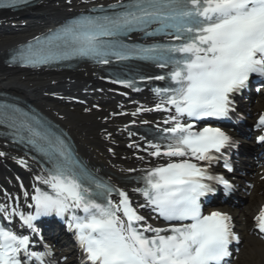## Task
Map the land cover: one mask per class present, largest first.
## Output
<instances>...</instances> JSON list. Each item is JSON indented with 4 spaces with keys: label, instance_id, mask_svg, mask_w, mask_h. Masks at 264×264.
<instances>
[{
    "label": "snow or ice",
    "instance_id": "snow-or-ice-1",
    "mask_svg": "<svg viewBox=\"0 0 264 264\" xmlns=\"http://www.w3.org/2000/svg\"><path fill=\"white\" fill-rule=\"evenodd\" d=\"M23 3L27 0H0V8ZM109 7L123 10L82 16L43 40L35 37L36 43H29L14 60L38 67L73 56L107 64L110 56L125 60L135 55L157 61L162 68L171 64L168 78L175 86L155 89L161 97L155 110L175 113L164 121L172 124L165 129L170 134L169 142L150 145V155L167 157L169 162L148 170L144 187L135 191L146 200L139 207L151 206L165 220L178 223L153 228L122 190L117 191L119 202H97L95 197L110 196L114 189L95 182L98 191L85 187L74 171L78 165L58 138L56 151L62 159L47 177H36L51 192L35 188L31 196L34 203L29 205L34 213L0 204V216L9 222L19 217L34 233L39 231L34 222L41 216L70 217L68 227L75 230L89 264H230V245L239 242L232 217L220 211L205 215L201 200L215 194L216 185L223 186L225 195L233 190L229 180L210 174L208 169L237 144L221 128L205 126L197 130L195 122L228 118L234 111L233 93L244 88L253 74L264 77V0H121ZM100 10L104 12L103 5ZM152 24H159L157 31L171 35L178 43L131 50L120 46L115 50L118 43L104 39L146 31ZM120 83L132 86L131 81ZM25 126L34 137L30 143L45 140L52 145L47 134L31 124ZM256 127L264 131V113ZM258 141L264 143V134ZM4 155L0 151V156ZM19 163L27 166L24 160ZM224 167L232 171L227 160ZM24 196L29 193L25 191ZM77 211L84 215H77ZM254 220L264 236V208ZM147 232L154 235L150 237ZM31 247L29 236L0 224V264H45V256L50 254L48 246L45 252L32 251Z\"/></svg>",
    "mask_w": 264,
    "mask_h": 264
},
{
    "label": "bare ground",
    "instance_id": "bare-ground-1",
    "mask_svg": "<svg viewBox=\"0 0 264 264\" xmlns=\"http://www.w3.org/2000/svg\"><path fill=\"white\" fill-rule=\"evenodd\" d=\"M81 3V0H74L73 4L66 5L64 0H54L45 4L40 10V18L44 17V19H46V17L49 16H52V18H49V22L43 23L41 27L54 22L53 20H56L61 15L68 13V11L72 8L78 7ZM40 18L39 16L35 18H21L16 14L0 15V51L12 45L13 42L20 39L19 37L23 34L30 32V29L35 30L34 27L38 26L36 21ZM23 22L28 23H26V25H22L25 24ZM6 23L8 24L6 25ZM90 73L91 72H85L75 75H72V73H66L64 76H46L11 72L0 65V87L10 88L29 95L41 106L45 108H52V111L59 115H63L65 117V124L75 134L81 146L90 153L91 157L96 161H100L110 166L113 172L121 175L123 173L121 171L129 169L128 163H131L132 160H126L123 157L113 158L108 154L107 147L109 146L111 139L117 141L118 151H130L131 147L127 145V142L123 141V133L119 130L120 125L125 122L124 117L116 113L119 109L109 106L113 101V93H108V99L99 105L105 107L100 113L98 112V114L102 117H107L108 121L106 122H95L90 115L83 118L76 111L67 109L62 111L61 109L54 108L52 102H50L47 96H44L46 92H49L52 89V86H55L57 89H66L71 92H75L79 88L84 89V87H86L87 84H90V82H95L90 77ZM84 74H87V76ZM67 78H70V80L68 81ZM73 79L74 81H72ZM86 88L95 89L94 86H87ZM88 95H93V97L96 98L100 96L98 93H88ZM105 99V96L102 95L101 100L104 101ZM101 129H104L105 134H100ZM106 136H108V138H106ZM86 146H88L89 149H87ZM111 163L115 164L116 169H114ZM118 169L121 171H118ZM4 173L9 174V171L5 169L3 165H0V174ZM260 198L262 199V197ZM253 207H255L254 203L248 206L246 211L252 209ZM241 212H243V210ZM242 227L248 228L249 223L245 222ZM246 239L247 241L244 253L250 255L253 259L252 264H264V242L255 235H251L249 233L246 235ZM239 258L240 260L234 264H249V262L244 258V255Z\"/></svg>",
    "mask_w": 264,
    "mask_h": 264
}]
</instances>
